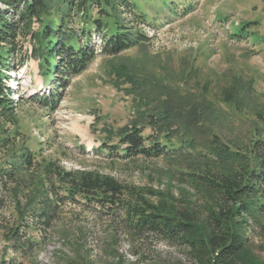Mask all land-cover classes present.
<instances>
[{"label":"rangeland","instance_id":"1","mask_svg":"<svg viewBox=\"0 0 264 264\" xmlns=\"http://www.w3.org/2000/svg\"><path fill=\"white\" fill-rule=\"evenodd\" d=\"M132 1L145 13L146 24L139 29L150 39L115 56H98L70 79L55 110L28 100L34 90L47 93L56 87L39 73L37 60L29 58L11 73L9 85L20 102L13 121L2 124L6 132L0 138L14 140L15 153L0 149V164L11 153L28 150L33 167L18 171L17 183L6 193L0 212V264H190L189 255L172 244L135 238L104 212L60 201L69 187L55 170L110 176L128 186L154 190L145 193L154 203L164 198L176 202L194 195L188 177L181 175L195 168L184 158L191 149L182 144L188 146L192 139L201 146L215 134L237 142L255 128L264 133V0ZM91 11L98 16L95 8ZM52 18L54 13L42 14V21L33 19L31 29L39 31ZM117 18L113 13L106 20L114 25ZM94 40L99 42L95 35ZM21 44L23 54L31 52L29 38ZM22 53L17 62L24 60ZM180 96L188 106L198 101L206 111L199 116L200 126L189 127V116L183 113L149 123V114L160 116L155 106L162 101L161 108L167 111ZM258 111L262 117L256 116ZM134 125L144 136L179 148L177 155L122 159L117 156L122 146L104 147L118 145ZM50 164L53 171L44 181ZM42 188L47 189V203L52 201L54 221L48 230L28 221L27 236L39 245L22 256L10 247L5 230L21 219L34 191L43 192ZM77 201L84 202L80 197ZM249 227L243 259L264 264V216Z\"/></svg>","mask_w":264,"mask_h":264},{"label":"trees","instance_id":"2","mask_svg":"<svg viewBox=\"0 0 264 264\" xmlns=\"http://www.w3.org/2000/svg\"><path fill=\"white\" fill-rule=\"evenodd\" d=\"M93 8L97 17L92 14ZM47 13H54V19L34 32L33 19L40 21L42 14ZM113 13L118 18L111 25L106 18ZM144 24L145 13L132 0H0V136L6 132L1 130L2 124L13 121L20 102L13 97L16 92L9 85L11 73L23 66L24 61L37 60L39 73L56 85L47 93H33L29 102L53 111L59 106L70 79L83 73L98 56H115L147 42L150 38L139 29ZM94 35L99 42L94 40ZM26 38L32 42V50L23 54L21 40ZM19 53L24 60L17 62ZM180 98L167 111L161 108V101L154 107L159 109L160 116L149 114V123L154 125L168 116L183 113L189 116V127L200 126L199 116L206 111L198 106V101L192 100L188 106ZM231 98L229 95L228 99ZM256 116L262 117V113L258 111ZM246 135L237 142L224 141L215 134L201 146L192 139L188 146L182 144L181 147L191 149L184 158L195 164V168L181 171L194 188L193 198L176 202L164 198L154 203L145 196L155 193L154 190L128 186L93 172L78 175L55 170L57 177L69 187L68 194L60 197V201L67 199L104 212L135 238L149 237L172 244L189 255L190 264H257L243 258L249 243V224L264 216V133L255 128L253 134ZM14 145L8 136L0 138V149L13 151ZM103 145L109 150L122 146V152L117 154L122 159L170 157L177 155L175 151L179 149L169 147L160 138L144 136L136 125L121 136L118 145ZM14 153L0 164V212L8 199L9 185L18 181L17 172L33 167L28 150L19 155ZM51 166L45 169L48 174L44 181L53 171ZM42 191H34L24 215L5 230L10 247L22 256L39 245L27 236L29 222L48 230L54 221L52 201L47 203V189ZM77 197L84 202L77 201ZM26 214L30 215L27 222Z\"/></svg>","mask_w":264,"mask_h":264},{"label":"bare ground","instance_id":"3","mask_svg":"<svg viewBox=\"0 0 264 264\" xmlns=\"http://www.w3.org/2000/svg\"><path fill=\"white\" fill-rule=\"evenodd\" d=\"M35 92H36V90L33 91V93H35Z\"/></svg>","mask_w":264,"mask_h":264}]
</instances>
